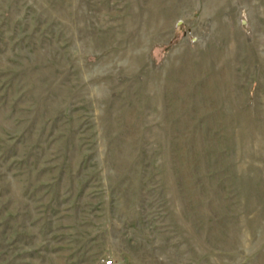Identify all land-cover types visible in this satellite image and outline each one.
I'll use <instances>...</instances> for the list:
<instances>
[{
    "label": "rangeland",
    "instance_id": "rangeland-1",
    "mask_svg": "<svg viewBox=\"0 0 264 264\" xmlns=\"http://www.w3.org/2000/svg\"><path fill=\"white\" fill-rule=\"evenodd\" d=\"M0 264H264V0H0Z\"/></svg>",
    "mask_w": 264,
    "mask_h": 264
}]
</instances>
